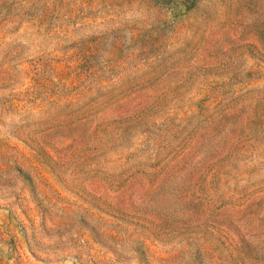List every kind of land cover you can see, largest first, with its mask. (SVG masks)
Returning a JSON list of instances; mask_svg holds the SVG:
<instances>
[{"label":"rangeland","instance_id":"1","mask_svg":"<svg viewBox=\"0 0 264 264\" xmlns=\"http://www.w3.org/2000/svg\"><path fill=\"white\" fill-rule=\"evenodd\" d=\"M0 264H264V0H0Z\"/></svg>","mask_w":264,"mask_h":264}]
</instances>
